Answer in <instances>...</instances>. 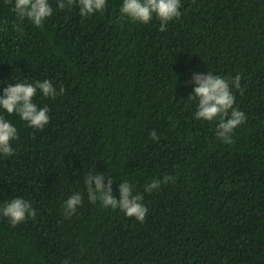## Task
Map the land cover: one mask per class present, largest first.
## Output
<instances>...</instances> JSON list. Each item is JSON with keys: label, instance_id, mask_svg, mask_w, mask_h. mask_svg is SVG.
<instances>
[{"label": "trees", "instance_id": "trees-1", "mask_svg": "<svg viewBox=\"0 0 264 264\" xmlns=\"http://www.w3.org/2000/svg\"><path fill=\"white\" fill-rule=\"evenodd\" d=\"M49 3L37 27L0 0V94L45 79L65 89L34 97L49 108L43 130L0 108L19 136L0 155V205L37 210L16 226L0 216V264H264V0H181L163 32L155 16L121 21L123 0L88 17ZM208 71L241 75L243 95L231 90L246 121L230 144L187 99L192 74ZM89 171L111 175L118 199L124 180L143 193L144 222L91 203ZM165 175L175 182L144 191ZM74 192L83 202L67 217Z\"/></svg>", "mask_w": 264, "mask_h": 264}, {"label": "clouds", "instance_id": "clouds-1", "mask_svg": "<svg viewBox=\"0 0 264 264\" xmlns=\"http://www.w3.org/2000/svg\"><path fill=\"white\" fill-rule=\"evenodd\" d=\"M12 3V0H6ZM195 3V0H193ZM79 7L82 17H88L97 12H103L107 6V0H57V8L60 10ZM181 0H123L119 9L120 20H127L139 24H148L153 17L160 22L159 31H166V25L174 19H179L182 15ZM13 11L19 21L23 22L27 18L37 27H42L44 21L53 14L49 0H14ZM16 31H21L19 25L14 24ZM241 75L235 78L225 79L220 75L210 71L207 73L194 72L188 83L194 85L193 91L188 98L196 103L194 117L197 120L217 121L216 137L225 144L233 143L234 130L246 121V114L234 107L235 97L231 90L235 87L243 95L244 89L241 87ZM2 83V81H0ZM64 87L60 86L59 91L52 81L45 79L36 80L35 83L18 82L10 83L3 88L0 94V108L8 114H18L27 125L36 130H43L50 122L49 108L47 105L38 106L34 103V97L41 93L45 98L55 99L58 95L64 94ZM171 119V117H169ZM153 142L159 140L155 130L150 132ZM19 139L17 128L0 115V155L12 156L15 149L12 141ZM107 180V183L105 181ZM175 182V177L165 175L163 179H153L145 186L144 191L151 193L158 189L161 184ZM84 184L87 189L88 200L95 204L99 202L104 208L119 210L129 218H135L143 223L148 208L143 203L144 194L134 190V186L127 180L119 184V199L113 194V178L107 177L103 173L89 171ZM81 193L74 192L64 201L63 211L67 217H71L82 204ZM37 210L31 202L16 197L0 205V216L16 226L26 219H35ZM63 264H70L69 259H65Z\"/></svg>", "mask_w": 264, "mask_h": 264}]
</instances>
